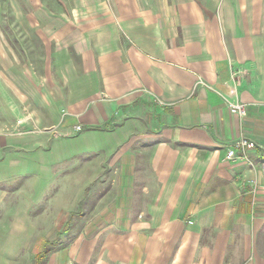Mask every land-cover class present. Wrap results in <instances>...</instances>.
Here are the masks:
<instances>
[{"label": "crops", "instance_id": "0c3cea01", "mask_svg": "<svg viewBox=\"0 0 264 264\" xmlns=\"http://www.w3.org/2000/svg\"><path fill=\"white\" fill-rule=\"evenodd\" d=\"M15 6L0 264H264V0Z\"/></svg>", "mask_w": 264, "mask_h": 264}, {"label": "rangeland", "instance_id": "374dc122", "mask_svg": "<svg viewBox=\"0 0 264 264\" xmlns=\"http://www.w3.org/2000/svg\"><path fill=\"white\" fill-rule=\"evenodd\" d=\"M16 1L18 2L19 0H0V59L2 58V67L6 69H8V66L10 64L9 55L7 53L8 50L10 52L11 59H13L12 56H14V58L16 57L17 64L20 65V67L28 65V48L26 49L25 45L19 43L18 41L17 44H12L14 42V39L10 40L11 38L23 39V36L11 27L13 25V21H15L14 10L16 8ZM3 58L5 59V61H3ZM4 80H7V78L0 77V104L4 103L2 101L4 94V86L2 85V81ZM6 112L7 111L0 108V117L7 116ZM8 118L11 117L8 115ZM70 223V221L66 222L64 224V228L70 227ZM63 233L64 230L60 231L58 236L49 238L48 240H45V238L43 237L28 238V243L35 245L38 249L43 246L45 247V249H53L58 244L60 245L64 242L69 243V241L72 239L70 236H63ZM60 234L63 235L60 236ZM31 255L32 258L28 264H44L46 256L48 254L44 251L43 253L41 252L38 255H35L34 253H32Z\"/></svg>", "mask_w": 264, "mask_h": 264}, {"label": "built area", "instance_id": "2783aa9c", "mask_svg": "<svg viewBox=\"0 0 264 264\" xmlns=\"http://www.w3.org/2000/svg\"><path fill=\"white\" fill-rule=\"evenodd\" d=\"M237 73L238 71H232L231 73V79L234 81L237 79ZM225 103L227 105V107L229 108V110L234 113L237 114L240 117H243L245 114V105L244 103L238 101V100H229L227 98H225ZM77 130H81L82 126L81 125H77L75 127ZM255 146V143L253 141H249V140H245V139H240L239 141H237L234 145V148L232 150H229L226 153V159H233L236 156V149H241L244 150L245 148H253ZM261 169L264 171V163L261 165Z\"/></svg>", "mask_w": 264, "mask_h": 264}, {"label": "trees", "instance_id": "16d2710c", "mask_svg": "<svg viewBox=\"0 0 264 264\" xmlns=\"http://www.w3.org/2000/svg\"><path fill=\"white\" fill-rule=\"evenodd\" d=\"M50 252H51V249L50 248H48V249L45 250V253H47V254H49Z\"/></svg>", "mask_w": 264, "mask_h": 264}]
</instances>
